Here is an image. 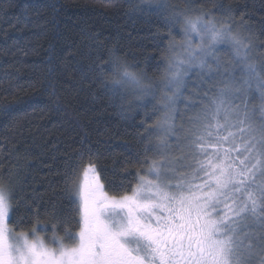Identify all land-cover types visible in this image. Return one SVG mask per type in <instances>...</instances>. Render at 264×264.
<instances>
[{"label":"snow or ice","instance_id":"snow-or-ice-1","mask_svg":"<svg viewBox=\"0 0 264 264\" xmlns=\"http://www.w3.org/2000/svg\"><path fill=\"white\" fill-rule=\"evenodd\" d=\"M131 7L166 30L157 33L167 40L160 45L163 71L153 79L115 47L99 46L89 54L83 79L126 119L162 112L157 148H167L177 105L192 84L185 107L198 101L199 111L184 130L185 155L153 160L143 175L135 174V184L112 185L114 195L94 162L68 165L65 191L78 231L65 228L62 236L58 225L68 221L55 211L45 217L55 221L51 236L38 235L39 212L28 231H16L23 219L9 226L17 172L0 168V264H264V57L253 55L264 44L254 43L250 28L244 35L234 26L231 7L206 9L198 0H186L183 9L167 0ZM0 12L7 15L3 7ZM189 158L194 164L183 163Z\"/></svg>","mask_w":264,"mask_h":264},{"label":"trees","instance_id":"trees-1","mask_svg":"<svg viewBox=\"0 0 264 264\" xmlns=\"http://www.w3.org/2000/svg\"><path fill=\"white\" fill-rule=\"evenodd\" d=\"M139 2L11 0L10 6L0 0V7L7 9V15L0 12V168L17 172L9 224L16 227L23 219L17 232L37 226L34 213L39 212L38 233L51 236L55 221L45 217L54 211L68 221L58 225L59 235L65 228L78 231V217L65 191L68 165L79 168L94 162L105 190L114 195L112 185L122 180L135 184V174L143 175L153 160L171 161L185 155L184 130L192 126L190 120L199 111L198 101L194 107H185L184 97L192 94V84L177 105L167 148H157L164 136L155 131L162 112L145 116L140 111L134 120L126 119L94 89L89 90L83 79L89 54L99 46L115 47L149 77H159L165 67L160 45H167V40L160 41L157 33L163 35L166 30L155 17L132 11L131 6ZM167 2L181 9L186 6V0ZM217 5L231 7L234 26L244 35L250 28L254 43L264 44V0H198V6L206 9ZM214 14L226 19L221 12ZM253 52L264 57V47ZM146 128L152 131L145 132ZM183 163L194 164L190 158ZM45 226L47 231L41 230Z\"/></svg>","mask_w":264,"mask_h":264},{"label":"rangeland","instance_id":"rangeland-1","mask_svg":"<svg viewBox=\"0 0 264 264\" xmlns=\"http://www.w3.org/2000/svg\"><path fill=\"white\" fill-rule=\"evenodd\" d=\"M220 55H221V57L224 59V60H229L230 59V54L228 53V52H225V51H222L221 53H220ZM253 55L255 56V54H254V52H253ZM192 120H193V118L190 120V123L192 124ZM155 131L157 132V133H159V134H161V135H164V132L163 131H161V130H159V129H156L155 128ZM168 136H170V134L168 135ZM147 170V169H146ZM146 172V171H145ZM144 172V173H145ZM38 235H40L39 233H38ZM42 237V236H41Z\"/></svg>","mask_w":264,"mask_h":264}]
</instances>
